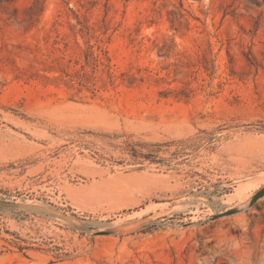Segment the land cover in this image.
I'll return each mask as SVG.
<instances>
[{"label":"rangeland","instance_id":"obj_1","mask_svg":"<svg viewBox=\"0 0 264 264\" xmlns=\"http://www.w3.org/2000/svg\"><path fill=\"white\" fill-rule=\"evenodd\" d=\"M262 188L264 0H0V264H264Z\"/></svg>","mask_w":264,"mask_h":264},{"label":"water","instance_id":"obj_2","mask_svg":"<svg viewBox=\"0 0 264 264\" xmlns=\"http://www.w3.org/2000/svg\"><path fill=\"white\" fill-rule=\"evenodd\" d=\"M264 197V188H262L261 190H259L249 201L248 205L252 206L257 200H259L260 198ZM239 211V209H233V210H229L226 211L224 213L218 214L215 217H213L212 219L215 218H219L222 216H229V215H233L236 214Z\"/></svg>","mask_w":264,"mask_h":264},{"label":"bare ground","instance_id":"obj_3","mask_svg":"<svg viewBox=\"0 0 264 264\" xmlns=\"http://www.w3.org/2000/svg\"><path fill=\"white\" fill-rule=\"evenodd\" d=\"M245 208V207H244Z\"/></svg>","mask_w":264,"mask_h":264}]
</instances>
